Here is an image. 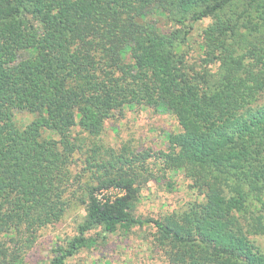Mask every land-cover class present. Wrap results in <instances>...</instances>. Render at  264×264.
<instances>
[{"label":"trees","instance_id":"1","mask_svg":"<svg viewBox=\"0 0 264 264\" xmlns=\"http://www.w3.org/2000/svg\"><path fill=\"white\" fill-rule=\"evenodd\" d=\"M126 106L170 113L181 129L166 150L87 148ZM18 110L35 117L19 127ZM77 157L97 184L51 264L87 247L94 228L134 226L153 230L166 264H264L252 238L264 236V0H0V264L21 260L78 198ZM152 163L182 171L198 199L137 216ZM111 187L125 193L99 198Z\"/></svg>","mask_w":264,"mask_h":264},{"label":"rangeland","instance_id":"2","mask_svg":"<svg viewBox=\"0 0 264 264\" xmlns=\"http://www.w3.org/2000/svg\"><path fill=\"white\" fill-rule=\"evenodd\" d=\"M156 17L160 19L159 24L166 29L174 28L163 15L158 13ZM209 22L210 19H206L197 23L192 31L193 55L199 53V34ZM34 117L33 113L18 110L14 120L19 127H24ZM79 129L80 127H76L74 134ZM180 129L170 113L158 112L152 107L126 106L121 113L117 112L106 122L104 131L99 137L88 135L86 147L90 148L93 142H96L105 149H115L118 152L124 147L137 150L149 148L155 151L166 150L169 134ZM50 134L51 131L45 132V136ZM83 135L87 136V133L84 132ZM85 165L83 157H79L72 166L74 174L79 171L84 172L81 179L82 186L76 184L74 187L78 198L69 196L71 203L65 216L60 221L41 228L35 242L23 252L21 260L15 264H51L54 256L53 248L65 244L75 234L78 223L86 215L85 205L79 197L86 196L89 185L97 184L90 177V172L84 170ZM151 167L156 177L148 179L146 174L139 183L137 182L140 188L135 209L137 216L159 218L173 211H183L190 201L198 199L196 191L190 186V181L182 171L166 173L160 169L158 163H152ZM163 173L166 176L162 177ZM169 182L172 183V188ZM100 191L106 196L115 194L114 189ZM87 237L90 240L88 246L68 258L65 264H166L160 256L161 250L154 242L153 230L150 227L134 226L129 231L120 228L115 233H107L97 227L92 229ZM252 238L264 250V236H252Z\"/></svg>","mask_w":264,"mask_h":264},{"label":"built area","instance_id":"3","mask_svg":"<svg viewBox=\"0 0 264 264\" xmlns=\"http://www.w3.org/2000/svg\"><path fill=\"white\" fill-rule=\"evenodd\" d=\"M112 189H114V191H115V194H114V195L106 196V195H103V194L101 193V191H100V193H99V198H103L104 196H106V197H110V198H115L116 196H119V195H122L123 193H125V190H122V189H120L119 187H111V188L106 189V190H112Z\"/></svg>","mask_w":264,"mask_h":264}]
</instances>
